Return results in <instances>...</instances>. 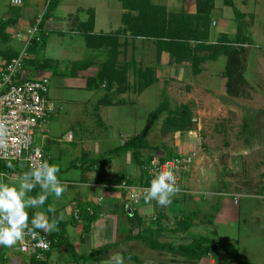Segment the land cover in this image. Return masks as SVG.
<instances>
[{"label": "crops", "instance_id": "0c3cea01", "mask_svg": "<svg viewBox=\"0 0 264 264\" xmlns=\"http://www.w3.org/2000/svg\"><path fill=\"white\" fill-rule=\"evenodd\" d=\"M48 1L49 0H28V5L26 9L22 11L23 14L20 16L21 18L18 28L7 30V34L12 38V46L23 50V39L26 36V30L31 27V24L39 16L44 14ZM151 2L152 6L163 8L167 15L171 16L178 17L181 16V14L194 16L197 12L195 0H151ZM231 2L232 6H227L224 0H214V8L209 17L210 23L206 33L207 40L205 44L230 46L233 43V40L236 39L238 34V24L234 14V9H236L239 13L243 14L244 22H246L249 34L252 38L250 45L243 46L245 50L246 48L249 50L254 46L255 39L253 37L260 18L259 12L260 10H264V0H231ZM64 4L65 2L60 0V4L56 11L53 12L49 20L45 22L43 32L47 38V43L51 36L54 37L52 42L55 43L67 35L65 32L67 30V32L71 34L70 44L68 45L71 47L69 53L77 49L83 51L85 50L86 60L80 61L76 58V61H72L74 64L84 63V69L79 71V75L76 74L77 72L73 74L69 73L70 77L74 79L78 77L80 80L84 78L90 80L93 78L95 75L92 76L93 73L90 70L91 67H93L95 63L98 65V62L103 61L106 63L107 61H112L111 55L113 48L117 45L118 56L116 61L118 64L116 63V66L119 67L120 63H123L129 67L127 69V82L129 90L123 95L127 96L128 93H131L133 95H139L138 99H140L143 96L142 94L145 92V90H140V85L143 87L147 84V81L145 80L146 78L154 81L155 84L152 86H162V90L166 93L169 92L168 96L175 101L181 97V99L192 101L195 99L194 96H202V92L213 95L210 94L212 90L206 89L204 91L201 86L195 87L193 85L195 77H199L204 73H206V75L208 74L207 64L213 61L201 63L199 65V74L194 75L191 61L188 60L182 63L174 62V59L169 51L158 49V44L154 40L145 38L135 39L129 37V35H121L119 40L114 43L112 39L108 40L102 38L104 36L120 33L122 24L124 23L121 20H124L126 17V11L122 4V0H68L66 5H69V8L72 7V10L68 12L67 15L63 14L61 16H56L58 9L65 6ZM31 12L33 13L32 15ZM91 13L94 15V28L93 31L89 32L88 28L84 26V24L92 15ZM9 14L10 13L8 11V13H4L2 17L0 16V18H8ZM161 24H159V28H162V26H160ZM142 28L138 27L137 31H143ZM166 28H168V26L165 27V30L167 31L172 29V27L168 29ZM177 30H181L180 27H177ZM184 33L185 35L188 34L185 31ZM86 35H89L88 40H86ZM74 36L83 39V45H81L78 40L76 41L73 39ZM13 42L18 43L19 46L17 47V45ZM193 46L194 44L191 43V47ZM65 48L67 49V46L63 47V49L56 48L54 52H50L51 54L49 58L43 59L52 60L53 62L58 63L59 66L60 64L66 66L67 63L69 64V58L66 59L65 56L69 57V55ZM206 54L207 52L204 50L199 54V56L204 57ZM245 58L247 59V56ZM261 58H264V56ZM0 59L2 58L0 57ZM147 71L149 73L144 74ZM66 72L67 71H60V75H62L63 79L65 78V75H68ZM24 75L28 74L24 73ZM34 75H36V78L34 79L44 77L39 72H36ZM136 79L138 83V90L134 92ZM221 79L224 82V76ZM90 85L95 88L92 83L88 85L86 83L84 90L89 92V94H84L87 97L86 100L80 98L79 101H77V98L82 95L73 93V102L69 99L66 101L59 100V98L57 101L59 103H66L64 110L66 108L70 109L73 107H76V109L79 110V104H89V101L95 97V89H91ZM104 86L105 85L102 86L103 89H105ZM182 90L186 91L185 95ZM173 92L175 96H173ZM61 99L63 98L61 97ZM48 100L50 103V99ZM121 100L122 99H120V105L123 102ZM187 102L188 101L179 103L177 106L182 107L188 105ZM99 103L100 101H98L97 105H99ZM102 103L105 102H101V104ZM68 105L70 107H68ZM190 105L193 104L190 103ZM100 107L98 108V106H96L91 112L97 117L98 123H102L101 116H110L113 114L112 110H110L108 106L102 107L103 109H100ZM62 111V107L60 106L54 116L56 117L59 115L58 113ZM74 115L75 112L72 116L67 115V118L75 122L74 126L76 127V123L78 122H76L77 117ZM73 116L75 118H73ZM52 117L50 119H52ZM50 119L48 121H50ZM193 120H195V118ZM75 127L68 129V134L66 133L67 136H65V143H67L70 147H61V140H53L45 135H41V142L44 143L41 144V147L43 151L45 150V160L49 163L51 161H57L59 163L60 166L58 165L59 172L57 173V176L61 183L65 185V191L61 194L60 198H55L53 194L48 195V204L53 207V212L57 214L59 220L68 224L67 237L79 255H86L92 250L108 248L113 245L118 246L106 252L107 260H109L111 255L115 256L116 254H119L121 248H124V250H126L125 248H134L135 251L140 252L141 249L139 248L141 243L133 241L120 245V242L123 241V238L126 237L128 232L131 230H134V233H137L138 231H146L148 229L155 230L157 226L152 224L150 219L157 216L161 219L160 228L162 229L161 233L164 235L165 239L181 241L185 239L194 240L206 237L216 243L220 242L227 245L229 242L228 240H224L223 242L221 238L217 236L220 231L217 226L220 224L228 226L239 220L234 217V201L233 204H231L230 201L231 198L240 197L239 195L225 192V190H217L216 193L211 194L210 197L212 198L223 197L224 203L217 207L216 212L213 214V219H209V221L212 222L209 223L206 219L207 216L205 217L202 214L201 209L205 200V198L204 200L200 199V195H204V192H201L202 184L198 178L195 182H193L194 178L191 174L190 176L192 177L187 176L183 181V192L181 195L178 197L172 196L171 203L169 205L157 206L156 203H152L153 205H134L129 200V195L133 192H139L141 189H146L145 187H142L146 181L144 178L140 177V171L132 154H110L112 150L121 146L124 143V140L122 139L119 141L116 148L104 150L105 147H108L106 145L102 146L109 141L107 136L102 139H100V137H93L92 139L88 138V140L87 137H83V135L79 136L80 133H76ZM98 127L101 128L100 126ZM189 134L192 135L193 133H176L174 135V138H176L174 146L168 150L175 155L181 156L182 153L185 156L189 152V148H187V150L182 148L179 149V144H182L179 140H181V138L183 140L187 138L188 142H191ZM69 137L71 139H69ZM177 138L179 140H177ZM163 146L165 147V145ZM157 153H160L161 155L164 154L162 151ZM53 154L57 156L56 159H53L55 158ZM104 158L108 159L109 162H102V159ZM79 161L81 163L84 162L82 166H78ZM71 165L74 166L72 167ZM120 173H123L129 181L133 182V185L128 187L127 190H124L122 185L120 186V183H107V181H112ZM125 205H127L125 211L128 216L130 215L127 212V209L129 208L131 212L135 211L138 218L142 221V225L139 229L132 228L129 223L128 217L125 215L123 210ZM132 206H139V208L135 209ZM229 206H231L232 209ZM162 207H164V209H162ZM192 212H198V220L193 227L186 232V234L174 235L170 232L176 228L177 223L180 220L184 219L187 214ZM90 215H94L96 219L91 226L90 234L88 236H84L82 225L84 223H82V221L87 216L90 218ZM45 218L48 220L47 215ZM200 221H202V223H200ZM28 225L31 226V221ZM36 230L46 236L54 232L44 229H35V231ZM241 233H243V240H241ZM256 236L257 235L253 233H249V230H244L240 227L238 232L240 240L232 241L229 243L230 246L228 247L235 248L241 255L242 260L250 264V259H252V257L255 258L257 252L264 251V239H260ZM132 252V254L135 253L134 251ZM9 259H12L11 264L31 263L28 258L21 255L17 251H13L8 255L7 262H9ZM262 261L263 262L260 264H264V255ZM47 264L73 263L70 253L63 247L52 250ZM98 264H108V261H101ZM212 264L215 263L212 261Z\"/></svg>", "mask_w": 264, "mask_h": 264}, {"label": "rangeland", "instance_id": "374dc122", "mask_svg": "<svg viewBox=\"0 0 264 264\" xmlns=\"http://www.w3.org/2000/svg\"><path fill=\"white\" fill-rule=\"evenodd\" d=\"M63 1L65 2V6L58 9V13H55L56 16H61L63 14L67 15V13L72 10V7L69 8V5H66L68 0ZM147 1L148 5L149 3L152 4L151 0ZM16 8L17 9L12 8V10L21 11V14H23L22 11L26 9L23 7ZM149 8L148 6L145 7L147 10ZM10 9L11 6L9 0H0L1 17L4 13H8ZM32 14L33 13L31 12V15ZM259 16L260 18L253 37L255 39L253 48H250L249 50L246 48V52L244 50L245 48L242 50L244 51V58L242 55H238V58L241 61H243L247 56V59L244 61L245 65L243 64V66L245 68L244 76L248 82V87L244 92L246 96L241 98H230L225 92V80L223 82L221 79L226 69L227 59L225 56L219 57L216 61L207 64V75L204 73L201 76L194 78L193 85L195 87L201 86L204 91L206 89L212 90L210 94L213 95L202 92V96H194L195 99L192 101L181 99L182 97L178 99L179 101H175L168 96L169 92L166 93L162 90V86L159 85L150 86L145 89V92L142 94L143 96L140 99H138L139 95H133L131 93H128L127 96L123 94L120 95L118 89L120 90L121 83L119 82L116 84L113 83L111 88H107L105 83L98 87L97 83H99V80L96 76L99 72H101V70H103L102 66L104 62L102 61L98 62V65L95 63L90 69L93 73L92 76L95 75L90 79V81H92L91 83L95 86L94 88L90 85L91 89H95L94 99L89 101V104H79V110H77L76 107L70 109L66 108L64 110L66 103H59L57 101L58 98L59 100L64 101L69 99L73 102V93H76L78 95H82L77 98V101H79L80 98L83 100L87 99L84 94H89V92H86L84 89L86 87V83L88 85L89 80H87V78L80 80L78 77L74 79L69 76L71 67L74 64L72 61H76V58L80 61L86 60L87 58L85 56V50L83 51L77 49L69 53L71 47L68 45L70 44L71 34H69L67 30L65 31L67 35L55 43L52 42L54 37L51 36L48 43H46L44 49L40 53L39 58H49L51 51L54 52L56 48L63 49V47L67 46L68 50L66 48L65 49L69 57L65 56V58H69V64L67 63L66 66L60 64L58 67L59 70H57L58 72L56 73L55 70H51L50 72H44L41 74L49 79V94L47 97L50 99V103H53L54 109L56 110H58L61 106L63 111L59 112V115L56 117H52L50 121H47L48 125L45 134H40L39 132L37 133V136L34 139L35 146L41 147V144H44L41 142V135H45L53 140H61V147H70L67 143H65V136L68 134V129L75 127V122L68 119L67 115L72 116L75 112L77 117L76 122H78L76 123L77 125L75 129L76 133H80L79 136L83 135V137H87V139H92L93 137H100V139H102L107 136L109 141L102 146L106 145L108 147H105L104 150L116 148L119 141L122 139L125 141L136 136V134H142L146 127L150 113L160 107H165V109H167V107L170 106L173 110H176L177 108H180L177 106L179 103L188 101L187 103L190 111H192L193 119L195 118V120H193L194 127L192 128V131H190V133L193 134H189L191 142H188L187 138H185V140L182 138L179 140L177 138V140L182 142V144H179L178 146L179 149L182 148L187 150V148H189V152L185 156L181 153L182 158H191V164L187 169L188 171H186V175L190 176L192 174L194 178L193 182H195L198 178L202 184L201 192H204V195H200V199L204 200L205 198L201 208L202 214L205 217L207 216L206 219L209 221V219H213V214L216 212L217 207L224 203L223 197H210V195L216 193L217 190H225V192L239 195L240 197L230 199L231 204H233V201L235 204L234 217L239 219L237 220L238 224L237 222H233L228 226L221 224L218 225L217 227L220 231L217 236L221 238L223 242L224 240H228L229 242L227 245L222 244L230 246L229 243L232 241L240 240L238 232L241 227L244 230H249V233L257 235L260 239H264V191L262 189L264 186V58H261L264 56V10H260ZM121 21L125 24L127 21V27L130 25V20L128 21L127 19H124ZM124 23L122 24V29L120 30V35L123 36L125 28ZM73 39L76 41L78 40L79 43L83 45V39L76 36H74ZM13 43L17 45V47L19 46L18 43ZM237 51L239 52L240 50L237 49ZM78 66L79 65H77V67ZM77 67L74 68L76 69ZM80 67L81 66H79L76 70H81L84 66ZM113 70L117 71V68L114 67ZM60 71H67L66 73H68V75H65V78L63 79L62 75H60ZM76 74L79 75V71H77ZM145 80L147 81V84L152 83V81L147 78ZM135 83L134 92L138 90L137 79L135 80ZM103 85H105V89L102 88ZM182 92L184 95L186 94L185 90H182ZM172 94L175 96L174 92ZM61 97L63 99H61ZM120 99L123 101L121 105ZM98 101H100L99 105H97ZM133 101L135 102V105ZM101 102L105 103L101 104ZM190 103L193 105H190ZM105 105L112 110L113 114L110 116H101L102 123H98L97 117L91 112L96 106H98V108L101 106L100 109H103L102 107H106ZM68 107L70 106L68 105ZM170 107L169 109H171ZM165 109L163 111H165ZM166 112L162 115L163 118L160 119L153 127L148 136V142L152 147L161 148L165 145L164 148L168 150L174 146L176 138H174V133L164 134L162 131V120L167 116V114H165ZM74 116L73 118H75ZM163 156L165 155L157 153L155 157L156 159H160ZM56 158L57 156L53 159ZM103 160L106 159H102V162H104ZM83 163L84 162L81 163L79 161L78 166H82ZM50 164L59 165L57 161H51ZM19 172L20 171L15 172L14 170L9 172L13 179L7 180L5 183L18 186L20 178ZM182 192L183 184L181 185L180 190L173 196L178 197ZM30 194L31 193H28L27 195L30 196ZM152 203L154 204L156 201L152 200ZM132 207L135 209L139 208V206ZM229 207L232 209L231 206ZM162 209H164V207H162ZM25 210L29 214L28 223L37 213L46 214L42 205L29 207ZM130 233H132L133 236L137 235V233H134V230H131L128 232L126 237L130 235ZM126 237L123 238L120 245L126 243L124 242ZM158 239L160 243L175 242L176 244H189L193 241L192 239H185L181 241L168 240L164 238L163 234H161ZM241 240H243V233H241ZM125 249L126 250L121 248L119 254L124 257L125 254H132V251H134L135 253L132 255L139 259L143 264H212V261L215 264H236L234 260L223 252L211 254L210 256L202 259L200 262L193 263L180 257H174L172 255L160 254L152 251L143 244H140V252L135 251L134 248ZM232 249L236 250L235 248ZM1 250H4L3 254L5 256H8L14 251L11 248L5 247H2ZM263 255L264 251L257 252L255 258L252 257V259H250V264H260L263 262ZM101 261L102 260H100V262ZM103 261L109 262L107 258H104ZM11 262L12 259H9V262H6L5 264H11ZM124 264L135 263L124 259Z\"/></svg>", "mask_w": 264, "mask_h": 264}, {"label": "trees", "instance_id": "16d2710c", "mask_svg": "<svg viewBox=\"0 0 264 264\" xmlns=\"http://www.w3.org/2000/svg\"><path fill=\"white\" fill-rule=\"evenodd\" d=\"M145 1V2H144ZM227 6H232L231 0H224ZM197 6L196 15H186L181 14V16H171L167 15L163 8H158L152 6L150 3L147 4V0H122V4L126 11V17L130 23L127 27V21L124 28V35H129L131 38H145L154 40L158 44V49L160 50H168L171 54L174 62L182 63L186 61H191L193 67V74H199V65L206 61H216L220 56H225L227 59L225 73L223 74L225 83V92L230 98H241L246 96L244 93L248 87V82L245 79L244 71L245 68L243 66L244 61H241L238 58V55H242L244 58V45H250L252 42V38L249 34L247 24L244 22L243 14L239 13L236 9H234V14L236 16V21L238 24V34L233 43L228 46H220V45H206L205 42L207 40L206 33L208 31L209 25V17L211 11L214 8V0H195ZM60 4V0H49L45 9L44 14L42 15L41 22L38 24V28L40 31V41L31 40L26 52L29 55V60L23 61V69L24 73L28 75H24V80H35L36 72L44 73L50 72L51 70H55V73L59 70V65L52 60H47L43 58H39L40 53L44 49L47 38L44 35L43 29L46 21L49 20L52 13L56 11ZM28 5V0L23 4V8H26ZM148 6V10L145 7ZM17 9L15 7H11L9 10L8 18H0V57L7 63L11 62L14 59H18L23 50H20L14 46H12V38L7 34L8 29H17L20 23L21 11L12 10ZM161 13V14H160ZM92 14V13H91ZM150 19V20H148ZM151 21V23H150ZM154 21V22H153ZM145 23V24H144ZM155 23V24H153ZM162 23V24H161ZM35 21L31 24L33 26ZM162 26V28H159ZM167 24V25H166ZM89 30V32L93 31L94 28V15L92 14L88 21L84 24ZM143 26V28H142ZM171 28V30H165V27ZM176 26V27H175ZM138 27H141L143 31L138 32ZM177 27H180L181 30H177ZM166 28V29H168ZM202 29V30H201ZM185 32L188 34L185 35ZM247 32V33H246ZM247 36H245V35ZM120 33H116L114 35L104 36L102 38L111 40L116 43L119 40ZM86 40H88L89 35H86ZM101 38V37H100ZM168 42V43H166ZM191 43L194 44L191 47ZM240 50L239 52L237 51ZM207 54L204 57H200L199 54L204 51ZM245 50V49H244ZM246 52V50H245ZM118 56V46L116 45L113 48V52L111 55L112 61H107L103 64L101 72L96 76L99 80L97 86L100 87L103 83L106 84L107 88H111L113 83H121L120 90L118 92L120 94H124L129 90L128 82H127V69L129 68L125 64H120V66H116V58ZM114 57V58H113ZM79 66H84L82 64H73L71 67V71L69 73H76V70ZM245 65V64H244ZM74 67H77L76 69ZM80 67V68H81ZM117 68V71L113 70V68ZM119 68V69H118ZM84 67L81 68L83 70ZM147 71L144 74H148ZM92 81H88L90 84ZM154 84V81H152ZM152 83H148L145 86L141 87L140 90H145L148 87L152 86ZM104 104V103H102ZM165 107H160L154 112L150 113L148 116L147 124L142 134L136 135L124 141V143L112 150L110 154L122 155L126 153H131L135 163L140 171V177L145 179V184L142 187L148 188L150 179L148 178V168L153 159H155L157 152H164L163 157L159 160L161 163L165 161L172 160L176 158L178 155L171 153L166 148L161 147H152L148 142V136L151 133L155 124L162 119V115L164 112L167 116L162 120V131L164 134L171 133H184L192 131L194 127L192 111H190L189 106L185 105L176 110H171L169 107L163 111ZM57 113V111H56ZM55 113V114H56ZM54 114V115H55ZM52 115V116H54ZM104 163L109 162L108 159L103 160ZM11 163H3L1 166L4 168H8L12 171V168L16 167L14 164H11L12 167H8ZM72 167L74 165H71ZM18 167V166H17ZM18 169V168H15ZM17 171H20L19 176L22 173L29 171L23 167H19ZM109 184H119L120 186L125 183L127 187L133 185V182L129 181L123 173L118 174L112 181H107ZM264 191V186L262 187ZM30 197H36L41 193V189L39 185H37L31 192ZM264 195V193H263ZM144 205V204H142ZM44 207V211L48 216L49 221L51 222L53 219H57L58 216L55 212H48L47 208L48 204V196L42 205ZM125 215L128 217V221L131 224L132 228L139 229L142 225V221L138 218L135 211H132V215L126 214V208L123 207ZM198 212H192L187 214L184 219L180 220L177 223V226L174 230L170 231L174 235L181 234L184 235L188 232L193 225L198 220ZM155 219H150L151 223L156 225L157 228L148 229L146 231L138 232L137 235L133 236L132 233L128 235L124 242H139L152 251L158 252L160 254H168L174 257H180L188 262L198 263L205 257L210 256L211 254H215L217 252H223L228 257H230L236 264H248L244 262L241 258V255L237 250H234L228 246L223 245L222 243L202 237L196 240L191 241L189 244H176L175 242L169 243H160L158 237L162 234V229L160 228V217H154ZM96 217L94 215L88 216L82 221L83 225V234L89 235L91 232V226L94 223ZM211 223L212 221H208ZM202 223V221H200ZM76 224V223H74ZM67 228L68 224L59 220L56 230L46 236V240L50 243V251L49 253L44 254L42 260L31 259V264H47V261L51 255L53 249L56 248H66L70 253L73 264H98L100 260L106 259V252L117 247L118 245H113L108 248H101L97 250H92L90 253L86 255H79L74 249L73 245L69 241L67 237ZM37 231V230H36ZM39 234L40 231H37ZM4 250H1L0 254V264H5L7 262L6 256L3 254ZM124 259L129 262H133L135 264H143L136 257L125 254Z\"/></svg>", "mask_w": 264, "mask_h": 264}, {"label": "built area", "instance_id": "2783aa9c", "mask_svg": "<svg viewBox=\"0 0 264 264\" xmlns=\"http://www.w3.org/2000/svg\"><path fill=\"white\" fill-rule=\"evenodd\" d=\"M25 1L27 0H9V3L11 7L16 8L22 7ZM41 18L42 15L35 20L33 26L26 30L22 55L9 63L0 59V131L3 132L0 136V181L4 183L13 178L9 174L11 171L1 166L3 163L14 164L16 167L12 168V171L16 172L19 167L29 170L30 166L35 167L38 161L45 160L42 147H36L34 139L38 132L46 133L47 121L57 111L54 105L49 103L47 97L49 79L44 76L35 80H24L23 61L30 58L26 50L31 40L40 41L38 24ZM190 159L177 156L161 163L159 158H155L148 168V178L151 181L158 172L171 169L176 177L175 183L180 189L187 177L186 171L191 164ZM122 188L128 189L125 183L122 184ZM146 189L130 193L129 200L132 204L149 205L152 203V200L145 202ZM10 248L29 260L33 258L42 260L44 254L50 251V243L46 240V235L38 233L34 238L26 235L22 241ZM1 249L2 246H0V254Z\"/></svg>", "mask_w": 264, "mask_h": 264}, {"label": "clouds", "instance_id": "9594fccd", "mask_svg": "<svg viewBox=\"0 0 264 264\" xmlns=\"http://www.w3.org/2000/svg\"><path fill=\"white\" fill-rule=\"evenodd\" d=\"M3 132L0 131V136ZM8 167H12L11 164ZM59 167L50 164L47 160H40L35 167L21 174L19 185H10L0 181V246L10 248L22 241L26 235L36 237L35 229L55 231L58 218L49 222L43 213H37L31 218V227L28 226L29 214L25 210L44 204L49 194L60 198L65 191V185L59 180L57 173ZM174 171L169 169L158 172L149 182L145 190V202L155 200L158 206H167L171 203V197L180 189L175 183ZM37 185L41 193L36 197H30V193ZM53 212V207L47 208ZM27 229V231H25ZM108 264H124V257L120 254L109 257Z\"/></svg>", "mask_w": 264, "mask_h": 264}, {"label": "water", "instance_id": "95a60500", "mask_svg": "<svg viewBox=\"0 0 264 264\" xmlns=\"http://www.w3.org/2000/svg\"><path fill=\"white\" fill-rule=\"evenodd\" d=\"M127 212H128L130 215H132V212L130 211L129 208L127 209Z\"/></svg>", "mask_w": 264, "mask_h": 264}]
</instances>
